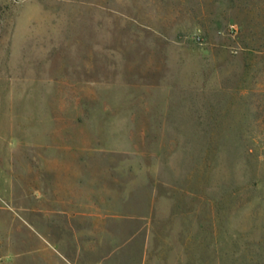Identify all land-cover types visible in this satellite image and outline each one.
I'll list each match as a JSON object with an SVG mask.
<instances>
[{
	"label": "rangeland",
	"instance_id": "rangeland-1",
	"mask_svg": "<svg viewBox=\"0 0 264 264\" xmlns=\"http://www.w3.org/2000/svg\"><path fill=\"white\" fill-rule=\"evenodd\" d=\"M35 196L147 264H264V0H0V205Z\"/></svg>",
	"mask_w": 264,
	"mask_h": 264
},
{
	"label": "crops",
	"instance_id": "crops-1",
	"mask_svg": "<svg viewBox=\"0 0 264 264\" xmlns=\"http://www.w3.org/2000/svg\"><path fill=\"white\" fill-rule=\"evenodd\" d=\"M0 205V264H147L145 249L132 244L139 229L126 239L93 224L90 204L67 199L70 207ZM122 237V236H121Z\"/></svg>",
	"mask_w": 264,
	"mask_h": 264
}]
</instances>
